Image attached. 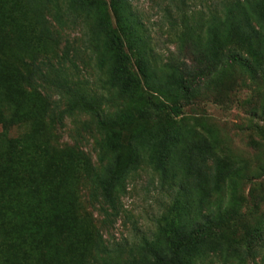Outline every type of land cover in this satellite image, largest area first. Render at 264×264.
Returning a JSON list of instances; mask_svg holds the SVG:
<instances>
[{
  "label": "trees",
  "instance_id": "trees-1",
  "mask_svg": "<svg viewBox=\"0 0 264 264\" xmlns=\"http://www.w3.org/2000/svg\"><path fill=\"white\" fill-rule=\"evenodd\" d=\"M23 2L32 14L33 31L40 32L37 44L49 38L43 23L47 5L54 8L59 28L67 23L63 16L71 23L77 12L90 17L99 63L107 69V85L128 99L124 112L113 117H101L89 103L81 106L91 110L102 132L97 143L101 168L95 172L90 167L96 198L116 215L127 179L142 162L162 182L172 166L169 187L175 196L158 221L154 238L139 244L141 263L195 264L214 252L225 257L230 250L236 253L233 240L221 231L225 216L203 214L202 207L204 197L222 192L226 178L233 190L240 167L223 156L213 158L217 148L214 134L210 140H191L182 151L180 128L164 121L162 115L170 110L178 116L181 102H190L202 85L218 79V72L233 64L253 80L264 77V0H225L219 15L203 25L189 24L180 42L194 68L168 65L160 73L147 58L131 0H0V264H83L91 248L86 227L76 212L81 178L75 172L82 163L53 157L47 148L36 144L34 133L8 136L10 126L36 120L43 111L29 97L31 107L18 105V98L23 97L21 75L15 70L10 73L6 64V54L14 48L34 47L33 40L27 41V34L21 32L17 17L23 13ZM186 35H195L192 49L184 43ZM221 38L231 43L234 40L236 46L220 53L217 43ZM196 160L202 163H193ZM209 162L211 167L206 171ZM206 174L211 179L207 186ZM105 253L110 256V249L105 248ZM128 255L131 261L136 260L131 250Z\"/></svg>",
  "mask_w": 264,
  "mask_h": 264
},
{
  "label": "rangeland",
  "instance_id": "rangeland-1",
  "mask_svg": "<svg viewBox=\"0 0 264 264\" xmlns=\"http://www.w3.org/2000/svg\"><path fill=\"white\" fill-rule=\"evenodd\" d=\"M223 1L131 0V10L148 51L147 58L155 71L160 73L168 65L194 68L191 56L180 42L182 34L189 24L203 25L213 15H219ZM21 11L23 13L17 15L21 32L27 34V41L33 40L34 47L14 48L7 53V69L21 75L23 97L18 98V105L31 107L29 97L43 111L36 120L10 126L8 136L20 138L34 133L36 144L47 148L53 157L60 155L82 163L75 172L81 178L76 190V212L91 240L83 264H104L105 260L106 264H142L139 244L154 238L158 221L175 196L169 187L172 166L169 165L167 179L162 182L159 175L142 162L127 179L117 201L116 215L100 197L96 198L97 188L91 183L90 167L95 172L101 168L102 156L97 143L102 132L91 110L81 106L90 104L101 117H113L124 112L128 99L107 85V69L99 63L98 42L90 17L77 12L76 20L71 23L63 16L68 24L59 28L54 8L47 5L43 23L49 30V38L37 44L40 32L33 31L32 14L25 2ZM194 37H183L190 49ZM217 44L221 45L220 53L236 46L234 40L231 43L222 38ZM130 60L134 62L133 55ZM218 74V79L202 85L190 102H181L178 116L170 110L162 115L164 121L180 128L182 151L191 140L203 137L210 140L214 134L217 148L213 158L223 156L240 167L234 176L233 190L227 186L226 178L222 192L204 197L202 207L203 214L225 216L221 231L233 240L231 246L236 253L230 250L225 257L221 252H214L195 264H264V77L253 80L234 64ZM71 105L74 109L70 110ZM176 158L179 159L178 155ZM195 162L202 163L201 160ZM210 164H203L206 171ZM204 180L207 186L210 176L206 174ZM93 243L99 248L94 249ZM105 248L110 249V256L106 257ZM225 248L224 245L222 249ZM130 250L135 261L130 260Z\"/></svg>",
  "mask_w": 264,
  "mask_h": 264
}]
</instances>
